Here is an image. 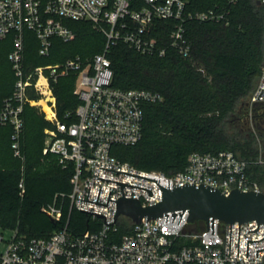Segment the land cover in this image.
<instances>
[{
	"label": "built area",
	"instance_id": "2783aa9c",
	"mask_svg": "<svg viewBox=\"0 0 264 264\" xmlns=\"http://www.w3.org/2000/svg\"><path fill=\"white\" fill-rule=\"evenodd\" d=\"M218 0L205 10H187L188 0H0V40L12 34L13 47L8 54L15 80L12 94L4 99L0 111V124L12 128L11 140L14 154L20 156L19 140L23 129L25 105L39 106L44 117L53 127L45 129L42 155H54L57 163L65 168L73 163L68 194L71 207L101 213L99 217L87 212L98 224L96 229L86 230L73 236L66 228L51 233L48 237L27 238L12 229L8 239L0 232V264H264V224L259 223L256 232H247L257 227L256 221L230 224L214 220V234L204 224L199 231L191 230L186 216L166 215L160 219H141L118 239L111 237L117 228L116 201L121 196V186L100 178L148 188L123 186L124 197H136L142 206L158 203L162 191L150 179L113 170L124 171L144 177L159 179V184L168 187L193 183L210 185L224 194L232 189L261 191L248 171L254 165L264 170V153L255 160L239 158L232 151L217 153L192 152L182 170L172 175L160 171H146L133 167L112 155L114 145L132 146L142 136L143 104L161 99L158 93L144 89H119L111 85L112 70L107 51L111 44L122 41L142 55L163 56L166 52L154 33L158 21L174 22L169 31V45L182 56H187L190 43L185 36V22H224L228 8ZM264 10V0H256ZM65 20L89 21L105 37L100 53L88 59L79 56L67 58L48 65L28 67L24 63V31L34 34L38 53L48 56L53 38L69 42L75 36ZM74 72L73 94L78 104L66 110L63 119L57 115L53 85L59 77ZM264 59L258 83L249 97L251 107H264ZM263 89V90H262ZM39 95L38 100L29 99L27 92ZM261 92V93H260ZM260 94V95H259ZM100 166V167H99ZM90 185V188H89ZM22 187V183H19ZM99 188V203L96 202ZM89 190V192H88ZM88 194V197H87ZM53 219H59L61 211L54 204L44 208ZM81 211V210H80ZM86 213L85 211H82ZM179 221V223H178ZM114 222L112 224H106ZM185 236L192 244L177 246L176 239ZM261 239V240H259ZM247 240L248 257H246Z\"/></svg>",
	"mask_w": 264,
	"mask_h": 264
},
{
	"label": "trees",
	"instance_id": "16d2710c",
	"mask_svg": "<svg viewBox=\"0 0 264 264\" xmlns=\"http://www.w3.org/2000/svg\"><path fill=\"white\" fill-rule=\"evenodd\" d=\"M218 0H188L187 10H205ZM224 22H185V36L190 43L187 56L169 45V31L174 22L158 21L156 37L166 52L163 56L142 55L122 41L107 51L112 70L111 85L119 89H144L158 93L161 99L143 104L141 139L132 146L114 145L112 155L133 167L160 171L165 175L182 170L192 152L217 153L230 150L239 158L255 160L264 153L263 132L249 129L251 118L260 122L264 111L251 113L249 97L254 91L264 59V10L256 0L226 3ZM74 38L63 42L53 38L48 56L38 53L34 34L24 31V63L28 67L61 62L79 56L85 60L100 53L104 35L89 21L65 20ZM13 47L12 34L0 40V111L4 99L12 94L14 72L8 60ZM76 75L71 72L53 85L57 115L73 110L78 104L73 94ZM29 99L39 95L29 90ZM242 123L240 132H230L233 120ZM252 123V122H251ZM259 123V124H260ZM53 125L36 106L25 105L19 147L21 155L12 154V128L0 124V229H17L27 238L48 237L66 228L73 236L96 229L90 215L71 207L68 194L73 163L65 168L56 156H43L44 130ZM246 127V128H244ZM256 130V131H255ZM264 192V170L254 165L248 171ZM22 183V187H19ZM55 205L61 211L53 219L44 208ZM124 219L128 226L119 221ZM114 239L130 230L132 221L121 216ZM197 223V222H196ZM177 246L192 244L185 236Z\"/></svg>",
	"mask_w": 264,
	"mask_h": 264
},
{
	"label": "water",
	"instance_id": "95a60500",
	"mask_svg": "<svg viewBox=\"0 0 264 264\" xmlns=\"http://www.w3.org/2000/svg\"><path fill=\"white\" fill-rule=\"evenodd\" d=\"M100 168L153 180L158 184L162 191V198L158 203L148 206H142L136 197H124L123 186L129 185L146 189L148 194L151 196L153 193L150 189L97 177L98 179L118 183L121 186V196H119L117 200L109 198L111 193L110 190L108 194V200L116 201V212L113 216L114 222L115 218L118 216H125L133 223H138L143 218H146L147 220L156 218L160 219L164 215H166L165 221H167L168 216H173L172 221L174 222L177 214H179L181 216L179 221L181 220L182 216H186V222L188 223L191 230H195L196 222L202 221L207 226V229L211 227V233L214 234V220L222 221L224 223L230 224L229 255L231 243V224L234 222H238L237 256L239 243V224L248 221H256L257 227L253 230H248L247 232H256L259 229V223L264 224L263 191H242L239 188H234L229 194H224L220 190L210 185H195L193 183H184V185L171 188L170 181H168V187H166L159 184V179L148 176L144 177L105 167ZM100 190L101 188H99L96 202L89 201L87 200V198H79V200L107 206L108 200L106 204L98 202ZM79 210L85 211L86 214L87 212H90L92 214H96L99 217L104 216V219L106 220V216L104 214L82 209ZM114 222L105 223L112 224ZM263 238L264 237H262L261 239ZM259 240H247L246 257H248V241ZM263 249L264 247L256 249L255 257H257L258 251Z\"/></svg>",
	"mask_w": 264,
	"mask_h": 264
},
{
	"label": "rangeland",
	"instance_id": "374dc122",
	"mask_svg": "<svg viewBox=\"0 0 264 264\" xmlns=\"http://www.w3.org/2000/svg\"><path fill=\"white\" fill-rule=\"evenodd\" d=\"M33 106H35V105H33ZM37 107V109H38V111L39 112H41V113H43L44 114V112L40 109V107L39 106H36ZM253 108H251V110H250V114L251 113H260V112H263L264 111V108H258V109H256V110H252ZM252 119V118H251ZM252 122V123H251ZM250 122V124H249V129L250 130H254L255 129V126L254 125H256L257 124V120H252ZM244 128H246V127H244ZM228 129H229V131L230 132H240L241 131V129H242V123L240 124V122H239V120H233L231 123H230V125H229V127H228ZM256 131V130H255ZM44 135H45V132H44ZM44 140H45V136H44ZM13 149V148H12ZM20 154L19 155H21V152H22V147L20 146ZM12 155L14 156V157H17L18 158V156L16 155V154H14V152L12 151ZM23 153V152H22ZM119 221H122V222H124L127 226H128V223L122 218V219H119ZM203 226H204V223L202 222V221H198L197 223H196V225H195V230L196 231H199L200 229H202L203 228ZM0 232H2V234H3V236H4V239H8L10 236H11V234H12V230L11 229H7V228H1L0 229ZM0 250H3V244L0 246Z\"/></svg>",
	"mask_w": 264,
	"mask_h": 264
},
{
	"label": "flooded vegetation",
	"instance_id": "af4514ba",
	"mask_svg": "<svg viewBox=\"0 0 264 264\" xmlns=\"http://www.w3.org/2000/svg\"><path fill=\"white\" fill-rule=\"evenodd\" d=\"M261 108H264V107H261ZM251 120H253V119H251ZM260 120H261V123L258 122V123L256 124V126H257L258 130H260V132H263V137H264V115H263V118L260 119ZM259 123H260V124H259ZM263 144H264V143H263ZM263 148H264V145H263Z\"/></svg>",
	"mask_w": 264,
	"mask_h": 264
}]
</instances>
